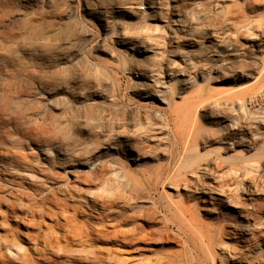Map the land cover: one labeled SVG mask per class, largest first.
I'll use <instances>...</instances> for the list:
<instances>
[{
  "label": "rangeland",
  "instance_id": "1",
  "mask_svg": "<svg viewBox=\"0 0 264 264\" xmlns=\"http://www.w3.org/2000/svg\"><path fill=\"white\" fill-rule=\"evenodd\" d=\"M241 1L0 0L1 125L14 137L29 130L47 138L43 153L27 139L2 147L54 164L66 187L58 195L70 204L130 216L121 229L151 230L132 247L96 242L109 264H158L166 255L188 264L179 257L184 226L205 235L199 264H264V109L253 104L251 135L236 124L237 104L226 102L256 82L264 56L256 36L264 0L243 16ZM88 160L98 165L95 174L81 167L85 180L63 171ZM9 173L34 178L0 160V183ZM69 246L78 259L90 249ZM5 250L16 261L22 252Z\"/></svg>",
  "mask_w": 264,
  "mask_h": 264
},
{
  "label": "bare ground",
  "instance_id": "2",
  "mask_svg": "<svg viewBox=\"0 0 264 264\" xmlns=\"http://www.w3.org/2000/svg\"><path fill=\"white\" fill-rule=\"evenodd\" d=\"M255 2L256 0H242L239 5L241 16H243L244 8L246 6L252 7ZM240 23L242 24L241 27H244L251 22L248 21L244 24L243 20H241ZM256 36L261 40L264 37V29H261ZM239 37L242 39L245 38L242 37V34H240ZM242 48L243 43H240V49ZM243 59L244 58L241 57L239 59L240 63L238 64V71L241 79L246 76L244 74L245 65ZM260 61L261 66L258 70L256 82L247 87H240L234 93L236 100H225L226 102L237 104L235 115L236 124H238L242 133L251 131V135L258 134V132H256V134L252 133L254 127H251L253 115L259 112L253 110V104L254 106L262 105L260 108L264 109V100L261 98L262 94H264V56ZM247 99H250V103L248 104L252 105L251 107H246ZM6 121L7 120H1L0 117V160L7 161L8 166L22 167L24 170L31 172L34 178L30 180L28 177L21 174L14 175L9 173L8 175L5 174V176L8 177L6 181L7 184L0 183V230L3 231V233H0V264H38L41 261L47 262L49 258H51L54 264H63L64 262H68V264H109V260L111 259L101 254L103 253V248L96 247V242L109 244L118 241L120 245L132 247L135 242L142 241L145 236L151 234L150 229L138 228L133 225L128 227V229L119 228L121 223L125 221H127V225L132 224L130 216L126 217L127 220L125 218H121L122 220H120L114 217L112 213H99L97 215L92 213V207L91 209L89 208L90 210L88 211L81 206L77 207L70 204L66 197H59V192L66 191V187L62 190L61 187L57 185L58 182L62 181L63 177L61 173L53 169L56 167L54 164L50 162L49 165L43 166L39 159H30V153H22L2 147V144H4L6 140L11 142V139L16 138L18 141L24 142V140L27 139V141H36L35 143L38 145V150L43 153V151L46 150V147L43 146L47 145V143L45 144V142H47L45 135L25 130L21 136L14 137L16 136L14 134L15 132L3 129L1 124H6ZM257 126L259 128V125ZM254 143L253 138H251V144ZM54 160L57 164L62 163L57 157H55ZM92 163V160H88L82 163L83 165H78L77 168L71 167L68 168V171H66V169H63V171L66 173L72 171L76 172V175H74L75 179L85 180L84 175L81 174L80 171L81 167L89 166L90 169L88 171L91 170V172L88 173L95 174V167L98 164L90 166ZM180 167H183V165ZM39 176L44 179V182L49 181L50 186H45L43 184L44 182L39 183ZM176 176L177 173L174 172L169 175L168 179L172 180L173 177ZM38 195L39 197H36ZM93 202L95 203L96 201ZM103 203L106 207L111 206L109 202L103 201ZM52 207L55 209L52 210ZM21 213L24 215L22 216ZM35 217L36 219H34ZM44 217L52 219L54 224H43L42 219ZM140 219L143 218L141 217ZM18 225H23L25 229L30 231L21 233ZM184 227H180V230L185 242L186 251L179 256L180 260L186 261L188 264L189 262L191 264H199L198 260L200 259V254L197 248V241H203L202 239L205 235L200 232H192L188 227ZM21 235L24 236V238H21ZM21 239H26L24 242H33L34 246L23 247ZM161 240L164 241V237H162ZM73 243L80 246H89L90 249L86 251L84 257L81 259L76 258L74 255L69 256L67 253H70L72 250H70L68 246ZM11 247L19 248L22 251L16 252L17 261L5 252V249H11ZM127 252L131 254V249H128ZM89 255H92V259H89ZM53 257L56 259H52ZM164 257L165 260H160L158 264H170V259L166 258L169 256L166 255ZM214 259V257H211V264H214ZM116 262H118V264H129L127 261L124 262L121 260H117Z\"/></svg>",
  "mask_w": 264,
  "mask_h": 264
}]
</instances>
